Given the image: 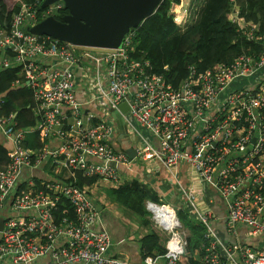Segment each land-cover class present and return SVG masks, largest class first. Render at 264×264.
Masks as SVG:
<instances>
[{
  "label": "built area",
  "instance_id": "1",
  "mask_svg": "<svg viewBox=\"0 0 264 264\" xmlns=\"http://www.w3.org/2000/svg\"><path fill=\"white\" fill-rule=\"evenodd\" d=\"M44 1L22 5L11 31L0 30V52L9 50L22 70L12 87L32 91L34 114L42 120L37 129L27 131L19 128L15 114L0 113V130L11 145L9 163L0 166V264H137L108 256L112 238L96 230L97 207L76 185L77 175L120 184V168L132 161L114 150L117 114L128 135L136 125L156 136L159 150L144 142L142 148L135 147L136 158L158 161L168 171L186 164L195 174L186 200L206 229L200 264H264V78L230 90L235 82L264 71V36L257 39L259 52L206 72L193 67L176 89L164 77L147 74L148 62L131 59L132 32L120 49L101 54H78L76 49L83 47L32 34L35 25L66 9L57 2L39 15ZM254 31L244 34L254 40ZM87 74L95 87L85 80ZM79 89L86 94L84 100ZM124 103L127 114L120 110ZM4 105L0 96V110ZM34 133L41 149L25 147ZM49 161L47 178L39 181L41 188H34V172ZM196 186L213 188L225 203L228 226H243L261 244L220 239L212 228V211L203 213L199 207L205 194ZM62 200L74 217L57 222L55 209ZM156 206L148 203L147 208L154 225L169 238L165 264H180L188 235L173 211L169 220L152 211ZM140 264L156 262L147 257Z\"/></svg>",
  "mask_w": 264,
  "mask_h": 264
},
{
  "label": "trees",
  "instance_id": "2",
  "mask_svg": "<svg viewBox=\"0 0 264 264\" xmlns=\"http://www.w3.org/2000/svg\"><path fill=\"white\" fill-rule=\"evenodd\" d=\"M36 2L37 0H0V30L9 33L13 18L20 12L22 5ZM183 3L184 0H163L152 17L139 28L131 30L135 36L132 40L130 57L137 62H148L147 74L162 76L168 84L178 89L181 83L190 77L193 67L198 72H206L223 63L234 61L243 54L252 55L260 51L257 39L264 36V0H205L198 21L185 30L183 17L180 15ZM43 11V9L38 10L39 15ZM68 14L69 11L64 9L55 19L62 22ZM254 27V40H249L244 31H250ZM8 51L3 50L4 53ZM21 71L18 66L0 71V96L5 97V105L0 113L3 116L15 114L19 128L32 131L39 127L42 120L34 114L32 91L27 87L18 89L12 87L14 82L19 80ZM261 78H264V71L250 80L235 82L230 90L244 88ZM27 142L31 148L43 147L38 133L28 135ZM118 144L115 145V152L120 150ZM10 150L11 148L0 142V166L9 163ZM70 182L72 181L68 183ZM96 182L97 179H84L77 175V187L85 189L89 197L91 193L88 188ZM33 187L41 188L40 182L36 180ZM108 197L143 220L145 225L152 229L149 235L139 239L143 258L151 257L159 263L164 261L169 238L147 220V196L141 184L122 185L110 190ZM55 210L57 222L62 221L66 215L72 219L74 217L65 200L57 204ZM186 210L190 219V229L186 254L182 256L180 264H200L203 255L201 248L203 244H207L206 229L192 216L189 209Z\"/></svg>",
  "mask_w": 264,
  "mask_h": 264
},
{
  "label": "crops",
  "instance_id": "3",
  "mask_svg": "<svg viewBox=\"0 0 264 264\" xmlns=\"http://www.w3.org/2000/svg\"><path fill=\"white\" fill-rule=\"evenodd\" d=\"M9 52L10 51H8V53H4L3 51L0 52V71L8 67H17V64L13 59V54L11 52L9 54ZM252 78H249V80ZM78 95L82 100L86 98V94L82 89H79ZM87 96L89 97L88 93ZM89 109L91 110V108ZM131 135L136 136L137 142L142 140L143 142H146L148 145L152 146L155 150H159V143L156 139V136L145 128L134 125V132L131 133ZM128 138V134L122 137V132L117 128V132L113 137L114 148L116 143H119L118 148L120 150L117 152L127 153V150L135 148L133 147L132 143L128 141ZM0 142L4 143L9 149L11 148L10 143L3 137L1 130ZM26 144H28V142ZM27 147H30L29 144ZM136 159L134 158L128 167L120 168L121 176L134 175L139 179H146L147 181L145 182V185L133 180L130 182L124 181L122 177L120 184H115L105 180H98V182L91 186L89 190L93 203L99 212V223L96 227V230L103 229L107 231L112 238L113 246L109 250L108 256L117 257L122 260H128L140 264L145 260L143 258L144 254L140 251L139 240H132L131 236L136 230L138 233H142L143 230L141 228L143 225H145V223L143 220H140L142 224L140 227H137L132 220V217L135 216L115 201H112L108 197L109 191L112 189H117L122 185L128 186L132 185L133 183H139L143 187L147 199H158L160 202H162V200H165L166 198L172 202L175 207L179 206V208L182 207L189 209L192 215H194V210L186 200V194L191 179L196 180V176L193 172H191V169L186 164H182L181 166L179 164L178 167L168 171L158 161H143L139 159L141 163V165H139V162H136ZM150 164L152 165L151 168H149ZM51 168V161H49L48 164L43 167V169L34 172V179L38 181L45 180L47 178L46 174H49ZM189 172L191 173L189 174ZM27 177H29V174L27 176L25 175L23 179H26ZM101 181H104V183ZM196 187L202 188L204 191V205L207 208L206 211L209 209L213 213V218L211 220L212 228L220 239H223L224 242L229 244L235 241L252 246L261 244L260 239L249 238L247 236V230L243 226H236L232 228L228 226L225 203L213 188L208 186ZM148 202L152 201L146 202V210L148 213H150L147 208ZM9 206V203H7V209L5 210L4 214L7 213ZM163 206V208H167L175 213L171 206ZM147 220L154 224L152 219L147 218ZM147 235L149 234L145 233V235H142V237ZM1 264L11 263L10 261L5 260L1 262ZM156 264H164V261H161L160 263L156 262Z\"/></svg>",
  "mask_w": 264,
  "mask_h": 264
},
{
  "label": "water",
  "instance_id": "4",
  "mask_svg": "<svg viewBox=\"0 0 264 264\" xmlns=\"http://www.w3.org/2000/svg\"><path fill=\"white\" fill-rule=\"evenodd\" d=\"M63 2L69 11L62 22L47 18L30 29L39 36H47L77 47L117 50L132 29L139 28L152 17L163 0H45L40 9ZM127 114V103L121 106ZM117 128L122 137L127 135L122 116L117 114ZM130 160L136 157L134 149L127 150ZM4 218H0V232Z\"/></svg>",
  "mask_w": 264,
  "mask_h": 264
},
{
  "label": "rangeland",
  "instance_id": "5",
  "mask_svg": "<svg viewBox=\"0 0 264 264\" xmlns=\"http://www.w3.org/2000/svg\"><path fill=\"white\" fill-rule=\"evenodd\" d=\"M204 3H205V0H184L183 6L180 9V15H182V17H183L182 21L184 23V30L191 27L192 25H194L198 21L199 16H200V14L203 10V7L205 5ZM76 52L78 54L84 53V52H87L89 54H101V53L106 52V50L91 49V48H77ZM84 78H85V80L88 81V83L91 87H95L96 83L93 80V78L91 77V75L87 74L84 76ZM261 89L264 90V82L262 83ZM128 141L132 143L133 147L142 148V146L144 145V142L142 140H139L137 142L136 136H134V135H129ZM136 162H139L138 164L141 165L139 159H136ZM151 166L152 165L150 164L149 168H151ZM189 174H190V172H189ZM122 177H123L124 181H127V182H130L131 180L138 181L143 185H145V182L147 181L146 179H139V178L135 177L134 175H132V176H127V175L123 176L122 175ZM101 182L104 183V181H101ZM88 191H90L89 188H88ZM97 192H98V190H97ZM89 198L92 200V196H90ZM147 201H152L156 205H160V206H162V205L171 206L174 209L175 213L180 218V222L183 225L185 233H187V235L189 234L188 230L190 229V219H189L188 211L186 210V208H182V207L179 208V206L175 207L174 204L172 202H170L169 200H167L166 198H165V200L163 199L162 202H160L158 199H152V200L147 199ZM204 204L205 203L199 204V207L203 213L206 212V209H207ZM147 216H148V219L152 218V214H150V213H148ZM132 220L137 227L141 226L142 222L140 221L139 218H137L135 216V217H132ZM141 229L143 230L142 233H138L137 230L134 232V234L131 236L132 240L136 239V241H138L142 237V235H145V233L150 234L152 232V229L146 225H143Z\"/></svg>",
  "mask_w": 264,
  "mask_h": 264
},
{
  "label": "bare ground",
  "instance_id": "6",
  "mask_svg": "<svg viewBox=\"0 0 264 264\" xmlns=\"http://www.w3.org/2000/svg\"><path fill=\"white\" fill-rule=\"evenodd\" d=\"M152 211H154L156 214H159V217L164 215L168 217L169 220L173 219L172 211L167 208H163V207L160 208L156 206L152 208Z\"/></svg>",
  "mask_w": 264,
  "mask_h": 264
},
{
  "label": "clouds",
  "instance_id": "7",
  "mask_svg": "<svg viewBox=\"0 0 264 264\" xmlns=\"http://www.w3.org/2000/svg\"><path fill=\"white\" fill-rule=\"evenodd\" d=\"M34 99V98H33ZM134 150H135V148H134ZM127 154V153H126ZM128 155V154H127ZM135 159H136V157H135ZM130 161H132V160H130ZM148 203H153V202H148ZM153 204H155V203H153ZM156 205V204H155ZM157 206H159V207H164L163 205L162 206H160V205H157ZM180 220V219H179Z\"/></svg>",
  "mask_w": 264,
  "mask_h": 264
}]
</instances>
